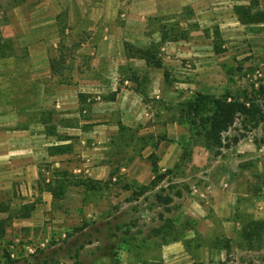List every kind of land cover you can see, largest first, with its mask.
Returning a JSON list of instances; mask_svg holds the SVG:
<instances>
[{
	"label": "rangeland",
	"instance_id": "1",
	"mask_svg": "<svg viewBox=\"0 0 264 264\" xmlns=\"http://www.w3.org/2000/svg\"><path fill=\"white\" fill-rule=\"evenodd\" d=\"M135 1L0 0V60L7 62V69L14 61L16 69L22 68L12 83L18 90H32L20 99L25 106L38 107L39 119H48L50 111L39 105L44 99L39 102L35 90L48 93L52 85L69 83L76 74L75 55L83 59L78 73H91V58L102 40L116 42L111 48L123 49L127 59L124 43L154 47L161 62L159 69L150 68L154 85L155 74H167L160 94L152 95L145 86L143 100L155 119L145 123L143 133L133 127L104 142L71 140L68 155H39L41 168L34 179L24 174L2 179L0 264H5L3 250L11 264H264V232L253 240L246 237L249 223L264 220V122L242 129L237 121L226 136H246L217 154L206 148L200 129L189 126L183 113L198 94L256 98L264 113V24L234 22L233 2L248 0H207L198 12L186 6L179 13L141 20L131 12ZM257 1L264 9V0ZM42 22L39 32L33 29ZM128 22L142 26L139 43L124 39L137 32ZM42 34L54 41L45 54L59 73L30 82L34 42L29 41H44ZM105 63L101 69L108 68ZM134 64L144 67L141 61ZM117 68L115 82L130 79L136 85L141 80L136 81L138 74L129 63ZM179 142L191 151L190 162L174 167L179 155L171 168L161 169L163 149L176 144L181 150ZM153 161L161 173L170 174L154 190L140 194L144 184L127 169L136 162L142 174ZM215 190L231 193V212L225 219L214 212ZM158 195L172 202L162 205Z\"/></svg>",
	"mask_w": 264,
	"mask_h": 264
},
{
	"label": "crops",
	"instance_id": "2",
	"mask_svg": "<svg viewBox=\"0 0 264 264\" xmlns=\"http://www.w3.org/2000/svg\"><path fill=\"white\" fill-rule=\"evenodd\" d=\"M250 1L239 2V4L234 1L232 5L233 7L246 5ZM206 2L207 0H139L131 5V12L134 16H139L141 20L153 14L179 13L186 6L195 8V11L198 12L206 5ZM233 20L238 24L235 16ZM128 23L133 24L132 27L137 32L130 34V38L124 37V39L132 44L139 43L138 37L142 31V26L134 22ZM43 25V22L34 25L33 29L35 28L39 32ZM128 27L130 24H127V29ZM42 38L44 41L41 42L32 40V38L29 41L34 42L30 46L29 52L30 82H37L42 77L50 78L59 73L53 66L54 71L51 70V60L45 54L51 45L55 46L54 41L52 38L44 37L43 34ZM112 45L116 46V42L112 43L109 39L100 42L97 51L93 53L91 58L92 65H94L91 68V73L86 75L78 73V66L83 63L81 62L83 59L75 55L73 67L76 69V74L74 77L72 76L69 83L52 85L51 91L48 93H43L42 88L35 90L39 94V102L44 99L43 104L40 103L39 105H43L44 110L50 111L48 119H39L38 107L32 108L22 104L21 95L32 92L29 89L18 90V87L12 83V78L22 72V68L16 69V62L14 61L13 67L9 66L7 69V62L0 60V186L4 184L2 179L8 180L15 174L20 176L24 174V176L34 179L39 168H41L38 160L39 155L50 159L68 155L71 140H78L83 143L93 139L104 142L112 140V134L128 131L133 127L140 128L139 133L141 134L145 130V123H149L150 119L152 121L155 119L152 112L148 110V106L145 105L146 101L143 100L142 94L143 91L145 92V86L152 95L154 93L160 94L159 88L163 82V74L154 75L157 76L158 83L155 86V80L151 79L153 77L152 70L146 66L143 60L127 59L123 49H121L122 52H118L111 48ZM103 61H106L105 66L108 68L101 69ZM135 61L144 63V67L135 68L137 65L134 64ZM126 63H129L132 71L138 74L136 81L141 79L138 84L135 85V80L130 79L120 80V82L114 81L117 67L126 65ZM113 66L117 67L114 68ZM108 78H111L112 81L108 82ZM141 81L145 83L143 84ZM115 83L116 86L114 87ZM108 94H112L113 98L107 99L106 95ZM48 126H50V131H45ZM53 126L56 129L51 128ZM42 130L44 131L42 132ZM56 133L62 136H57ZM71 135H74L73 138ZM59 146L64 148L65 153L51 154L48 152L49 148ZM180 154L181 150L176 144L164 148L163 154L160 155L159 167L161 169L171 168L173 165L171 163L175 162ZM135 163L127 169V173L137 183L145 185L153 178L151 168L139 174V167H134ZM4 174H9V176L6 177ZM126 191L131 193L130 189ZM212 196L211 203L216 215L222 219L227 218L231 212V193L215 190Z\"/></svg>",
	"mask_w": 264,
	"mask_h": 264
},
{
	"label": "trees",
	"instance_id": "3",
	"mask_svg": "<svg viewBox=\"0 0 264 264\" xmlns=\"http://www.w3.org/2000/svg\"><path fill=\"white\" fill-rule=\"evenodd\" d=\"M233 14L239 24L245 26L262 25L264 24V9L259 7L257 0H251L246 5H236L232 9ZM216 38L219 39V32H215ZM216 49V48H215ZM124 51L130 58H136L143 60L147 67L159 69L161 62L157 58L156 49L151 48H135L130 44L124 43ZM51 70L54 71L52 64ZM163 77L167 79L166 72L163 73ZM137 79V78H135ZM258 94H262V87L258 91ZM185 117L188 119V125L200 129L203 135V142L206 148L215 150L217 154H220L223 149H229L236 146L246 134L240 133L235 134L232 137H227L226 134L232 130L237 121H240L241 128L246 129L247 125L256 127L260 123L264 122V113L262 108L259 107L256 98L243 99H230L229 96L213 97L209 95L198 94L195 98L186 103ZM182 113V114H183ZM238 132V130L236 131ZM178 145L181 148V154L178 159V163L174 167L190 162L191 151L181 144ZM51 154L65 153L63 147H52L48 149ZM151 173L153 178L147 185L140 187L139 193H147L148 191L154 190L158 185L165 180L170 174V170H165L163 173L160 172L156 161L151 163ZM127 189V187H126ZM135 194V193H134ZM177 197H181V193L175 194ZM158 203L162 205H169L172 202V198L168 196H156ZM4 210L0 209V214ZM4 226L0 222V239L4 235ZM264 232V220L254 221L246 226V237L249 240L259 238ZM221 240H218L220 242ZM224 249L229 248V241L224 240ZM2 258L5 264H11L14 261L11 259L10 254L3 250ZM191 264H201L193 262Z\"/></svg>",
	"mask_w": 264,
	"mask_h": 264
}]
</instances>
